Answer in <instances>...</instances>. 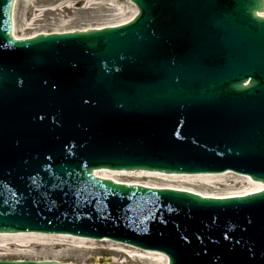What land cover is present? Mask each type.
I'll list each match as a JSON object with an SVG mask.
<instances>
[{
	"label": "water",
	"instance_id": "obj_1",
	"mask_svg": "<svg viewBox=\"0 0 264 264\" xmlns=\"http://www.w3.org/2000/svg\"><path fill=\"white\" fill-rule=\"evenodd\" d=\"M129 1L120 24L16 38V0H0V233L264 264V188L210 197L94 174L230 170L264 186V0Z\"/></svg>",
	"mask_w": 264,
	"mask_h": 264
},
{
	"label": "rangeland",
	"instance_id": "obj_2",
	"mask_svg": "<svg viewBox=\"0 0 264 264\" xmlns=\"http://www.w3.org/2000/svg\"><path fill=\"white\" fill-rule=\"evenodd\" d=\"M136 12L127 0H16L13 21L17 37H27L40 32H64L119 24L129 20ZM119 181L172 185L192 189L198 193L224 195L247 188L243 180L227 177L209 186L196 181L164 180L137 175H114ZM220 182V183H219ZM49 243V242H48ZM146 256V255H145ZM3 259H52L74 264H165L154 258L141 257L128 248L112 241L87 240L65 243L30 244L0 247Z\"/></svg>",
	"mask_w": 264,
	"mask_h": 264
},
{
	"label": "bare ground",
	"instance_id": "obj_3",
	"mask_svg": "<svg viewBox=\"0 0 264 264\" xmlns=\"http://www.w3.org/2000/svg\"><path fill=\"white\" fill-rule=\"evenodd\" d=\"M94 173L100 177L103 178H111L114 180H117V178H114V175H137V176H147L151 178H158V179H164V180H181V181H196L198 180L199 183L202 185L207 186L208 183H218V181H222L223 179L227 177H234L233 175H230L228 173L224 174H206V175H166V174H156V173H148V172H118V171H110V170H95ZM238 178V177H236ZM242 179V177H239ZM238 178V179H239ZM241 182H244L247 186L246 189L241 191H232L229 193H226L224 195H216V194H206V193H200L205 196H227V195H235V194H246L249 192H255L257 190H260L262 188V184L260 182H255L252 180L247 179L240 180ZM197 182V181H196ZM177 187V186H176ZM179 188V187H178ZM180 188H183L180 186ZM185 188V187H184ZM188 189V188H186ZM192 191V189H189ZM194 191V190H193ZM71 239L74 242H87L86 239L80 238V237H74L69 235H51V234H38V233H2L0 234V247L14 244L16 246H27L30 244H36L43 243V244H49V243H65V240ZM49 242V243H48ZM141 257H150L154 258V260H158L159 262L164 261L166 263L165 257L160 253L147 251L144 253H139ZM146 255V256H145Z\"/></svg>",
	"mask_w": 264,
	"mask_h": 264
}]
</instances>
